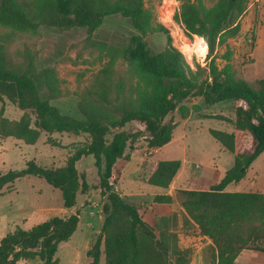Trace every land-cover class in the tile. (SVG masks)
<instances>
[{
    "label": "trees",
    "instance_id": "16d2710c",
    "mask_svg": "<svg viewBox=\"0 0 264 264\" xmlns=\"http://www.w3.org/2000/svg\"><path fill=\"white\" fill-rule=\"evenodd\" d=\"M178 1L175 20L190 35L204 38L213 52L218 43L222 45L227 38L238 34V18L249 0H217L211 7L204 6L201 0ZM112 15L128 19L137 34L130 36L120 48L107 46L110 60L92 86L83 91L78 105L83 120L62 114L50 103L60 94V81L53 69L38 70L29 50L24 52L23 63H12L0 43V103L8 100L24 111L19 120L10 121L0 110V136L29 145L35 144L42 133L87 136V143L74 151L64 166L48 168L31 160L21 170L0 169V194L23 177L37 176L59 190L64 208L71 209L77 204L78 193L84 194L89 189L85 175L79 174L76 164L84 157L93 156L105 202L100 234L87 251L90 264H101L102 255L104 264H185L187 253L172 242L170 219L153 221L142 217L137 205L113 188V168L118 160L130 159L127 149H133L142 137L149 149L170 143L178 126L173 116L183 102L201 98L210 106L231 101L233 118L212 113L204 118L233 126L230 133L213 128L208 131L234 156V165L208 190L178 192L184 196L181 205L189 219L197 225L200 235L213 243L210 264H234L243 250L264 254V194L226 191L228 186L245 179L251 165L264 153V80L255 89L236 79L228 65L219 68L213 62L210 80L198 82L177 49L168 46L155 53L149 47L146 38L151 33L152 16L145 9L144 0H38L34 14L17 0H0L2 27L33 34L41 27L61 31L81 28L87 32L89 47L100 46L91 37L104 19ZM118 58L133 64L136 72L151 84L150 90L143 92L138 100L125 77L115 78ZM132 122L142 124L143 129H125ZM239 133L250 135L249 153L237 149ZM180 167V160L158 161L146 182L168 189ZM173 201L170 195L154 197L158 204ZM79 224V214L72 213L51 217L28 230L15 228L0 240V264L37 258L43 264H59L56 257L59 245L70 240Z\"/></svg>",
    "mask_w": 264,
    "mask_h": 264
},
{
    "label": "rangeland",
    "instance_id": "374dc122",
    "mask_svg": "<svg viewBox=\"0 0 264 264\" xmlns=\"http://www.w3.org/2000/svg\"><path fill=\"white\" fill-rule=\"evenodd\" d=\"M17 1L31 14L36 11L38 0ZM216 1L201 0L206 7L213 6ZM178 3L180 5V2ZM144 4L145 9L152 16L151 33L146 40L153 52H161L168 46L177 50L178 48L184 49L192 56L189 64L190 73L197 78L198 82L210 80L209 69L211 63L214 62L219 68L228 65L236 79L247 82L255 89L259 88L260 81L264 80V0L248 1L244 12L238 18L240 25L238 34L227 38L222 45L218 43L213 52L209 48L205 65H201L196 60L195 53L201 54L196 47L199 37L190 35L184 25L181 26L178 21H174L173 26L167 24L166 27L169 29L164 28L159 21L161 0H144ZM168 17L169 15L166 18L169 19ZM134 34H137V31L130 21L119 15L106 17L102 25L92 35L91 39L100 43L98 47L88 46L87 32L81 28L61 31L55 28L41 27L37 33L33 34L0 25V43L4 45L12 63H23L24 52L29 50L34 55L38 70L53 69L60 81V94L50 103L56 106L62 114L78 120L84 119L78 108L83 91L92 86L100 71L110 60V52L106 50L107 46L120 48ZM184 42L186 47L184 45L181 47ZM114 72L116 79L125 77L128 84L133 86L135 99L138 100L143 92L150 90V82L142 78L136 72L135 66L126 60L118 58ZM42 95H46L45 90L42 91ZM2 109L4 117L10 121L19 120L24 113L8 100L0 103V110ZM213 112H220L219 114L233 118V103L225 101L205 106L201 98L189 99L180 104L174 113L173 118L178 123L174 130V142L164 148L156 149L152 154L142 137L133 149H127L126 153H132L136 149L139 152L133 153L134 158L131 164L129 163L122 173L124 180L118 186L123 190V194L134 193L136 191L133 188L134 185L146 182L154 169L155 161L181 160L184 144L196 151V154L192 153L195 162L192 165L194 171L198 172L202 168L207 173H210L211 170L214 171L213 173L222 172L226 166L225 158L230 156L233 159V156L227 151L218 154V147L221 146L209 134L208 128L233 132V126L231 127L227 122L204 118V115ZM125 129L142 130L143 125L132 122L127 124ZM182 135L184 139L181 138ZM86 143L87 136L85 134L42 133L33 145L13 137L3 138L0 136V169L3 172L21 170L31 160L48 168L61 167L66 164L74 151ZM236 143L239 151L249 153L252 149V139L247 133L237 134ZM200 154L204 156H200ZM143 156L145 160L137 162L139 166L137 169L135 161ZM212 157L218 160L219 164H214ZM94 162L93 156H87L76 164L79 174L85 175L89 189L84 194L78 193L77 204L71 209L64 208L59 190L54 189L44 179L37 176L23 177L5 189L0 194V240L17 227L28 230L51 217H64L78 213L79 227L69 241L59 245L56 257L59 264H90L91 258L87 256V251L91 249L100 234L105 202V198L101 196L98 170ZM251 167V174L256 173V175L249 178L251 183L246 185L243 191L264 194V153L255 160ZM137 171L138 173L133 177ZM113 188L116 190L115 186ZM149 189L159 188L150 185ZM124 198L137 205L142 217L150 219L149 209L156 206L154 198L152 200L147 199L146 196ZM183 198L184 196L177 191L174 202L182 204ZM161 212L165 213L166 211L163 209ZM168 225L170 229L174 230L172 231V242L181 251L187 253L185 264L211 263L213 243L211 240L210 243H207V241L199 239V234L192 222L183 221L186 229L184 233L182 232L183 228L179 227L177 218L169 221ZM175 260L172 258L173 262ZM18 264L43 263L37 258L22 260ZM101 264H104V255L101 256ZM252 264H264V257L257 258Z\"/></svg>",
    "mask_w": 264,
    "mask_h": 264
},
{
    "label": "crops",
    "instance_id": "0c3cea01",
    "mask_svg": "<svg viewBox=\"0 0 264 264\" xmlns=\"http://www.w3.org/2000/svg\"><path fill=\"white\" fill-rule=\"evenodd\" d=\"M219 113L220 112H218V113L213 112L212 114H219ZM185 122H187V121H185ZM229 125L232 127L231 124H229ZM209 129L210 128H208V130ZM229 131L230 130H227L226 132H229ZM183 135L181 137L182 139H184ZM174 140H175V138L173 137L171 142H174ZM170 143L163 146L162 148L168 146ZM146 144H147V142H146ZM218 148H219L218 154L220 152H226L227 151L222 146L218 147ZM155 150L156 149H151L150 152H152V154H153ZM134 152L137 153L139 151L136 149L132 153H127L129 155L130 159L129 160H126V159L118 160L116 162V164L114 165V168H113L111 183L113 184V186H115L116 190L119 192V194L122 197L132 198L135 196H146L147 199L149 198L152 200V198H154L157 195H170L175 200V193L179 190H208V189H210V187L217 184L222 179V177L224 176L226 171L229 170L234 165V156L231 154L233 156V159L230 156L225 158L224 162H225L226 166H224V169L222 172L213 173L214 171L211 170L210 173H207L204 170H202V168L200 169V171L196 172V170L194 171L192 169V165H193V163H195L193 160V154L192 153L196 154V151L194 149H191L189 145L184 144L183 145V157L180 160L181 161L180 170L177 173L176 177L173 179V181L170 184L168 189H163L160 187H156L159 189H149L150 184H148L147 182H144L141 184L138 183V184L134 185L133 188L136 189V191L134 193L130 192L128 194H123V192H122L123 190H121L118 185H119V183H121L122 180H124L122 177V173L124 172L127 165H129V163L131 164V162L134 158V155H133ZM200 156H204V155L200 154ZM141 160H145L144 156L141 159H139L138 161H135L137 169L139 167L137 162H139V161L141 162ZM158 161H161V160H157L155 162H158ZM212 161L214 164H216V163L219 164V161L216 160L214 157H212ZM251 168L252 167H250V169ZM250 169H249L245 179H243L238 184L228 186L226 188V191H231V192L232 191H243V188L246 187V185H248L249 183H251V181H250L251 179H249V178L256 175V173L251 174ZM137 173H138V171L136 173H134L133 177H135ZM154 205H156V206L149 209L150 218L153 221H157V219H159V218H167V219H170V221H173L175 218H177V220L179 221V227H181V229L183 228L182 232L183 233L186 232V229L184 228V225H183V221L192 222V220L189 219L188 215L186 214V212H185V210L181 204L173 201L172 203H167V204L166 203L165 204L156 203ZM163 209L166 211L165 213L161 212V211H163ZM192 223L195 225V228L197 230V234H199V239L205 240V241H207V243H210L211 242L210 239L207 237L201 236L199 233V229H198L197 225L194 222H192ZM172 231H174V230L171 228L170 232H172ZM262 257H264L263 253L254 252L252 250H243L240 252L238 257L236 258L234 264H252L257 258H262ZM192 264H197V262H193Z\"/></svg>",
    "mask_w": 264,
    "mask_h": 264
},
{
    "label": "built area",
    "instance_id": "2783aa9c",
    "mask_svg": "<svg viewBox=\"0 0 264 264\" xmlns=\"http://www.w3.org/2000/svg\"><path fill=\"white\" fill-rule=\"evenodd\" d=\"M178 2H179L178 0H161L160 10H159L160 13L159 21L160 24H162L164 27L168 26L167 24H171L172 26L174 25V21H176L174 16L179 9ZM168 15L170 16L169 19L166 18ZM180 24L182 26V23ZM181 47H183V44H181ZM178 50L184 55L186 62L190 64L192 56L186 53L184 49L178 48ZM195 55L198 63H200L201 65H205L207 63L206 60L208 57V52L204 56H202L201 54L199 55L198 53H195Z\"/></svg>",
    "mask_w": 264,
    "mask_h": 264
},
{
    "label": "bare ground",
    "instance_id": "6f19581e",
    "mask_svg": "<svg viewBox=\"0 0 264 264\" xmlns=\"http://www.w3.org/2000/svg\"><path fill=\"white\" fill-rule=\"evenodd\" d=\"M170 18V16L168 17ZM184 47H186V43L184 42ZM196 47H198L200 53L202 54V56H204L209 50L208 44L203 41L202 39L198 38V42L196 43Z\"/></svg>",
    "mask_w": 264,
    "mask_h": 264
},
{
    "label": "water",
    "instance_id": "95a60500",
    "mask_svg": "<svg viewBox=\"0 0 264 264\" xmlns=\"http://www.w3.org/2000/svg\"><path fill=\"white\" fill-rule=\"evenodd\" d=\"M102 221H103V217H102Z\"/></svg>",
    "mask_w": 264,
    "mask_h": 264
}]
</instances>
